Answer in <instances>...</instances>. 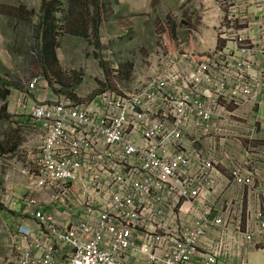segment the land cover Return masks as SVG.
<instances>
[{
  "label": "built area",
  "instance_id": "2783aa9c",
  "mask_svg": "<svg viewBox=\"0 0 264 264\" xmlns=\"http://www.w3.org/2000/svg\"><path fill=\"white\" fill-rule=\"evenodd\" d=\"M255 5L264 13V0ZM237 25L242 29L233 33L234 48L216 50L206 60L170 47L161 52L158 71L142 95L113 92L89 103L23 100V109L44 124L46 134L35 154L29 193L21 196L0 185V204L20 205L25 219L33 221L32 227H16V264H136L132 259L191 264L213 229L218 234L207 247L205 264H216L259 241L264 140L254 141V134L264 118V25L256 38L248 36L251 21L231 4L225 27ZM249 106L258 114L247 123L245 142L234 133ZM192 124L199 138L223 130L216 136L222 156L187 148L184 133ZM226 124L231 128L222 127ZM233 141L240 157L225 151ZM223 166L226 190L236 186L241 195L222 202L216 213L209 200L196 207L215 192ZM56 191L79 209L51 212L34 196L48 192L54 198ZM60 213H68L72 223L57 221Z\"/></svg>",
  "mask_w": 264,
  "mask_h": 264
},
{
  "label": "rangeland",
  "instance_id": "374dc122",
  "mask_svg": "<svg viewBox=\"0 0 264 264\" xmlns=\"http://www.w3.org/2000/svg\"><path fill=\"white\" fill-rule=\"evenodd\" d=\"M67 1L46 0L47 4L52 2L48 6L54 10L57 19L54 31L57 61L50 60L51 66L45 67L37 50L41 41L36 30L39 14L42 15L40 9L43 0H0V185L9 187L21 196L29 193L33 181L35 154L46 134L44 124L33 121L23 109V100L30 103V99L37 102L36 104L68 100L89 103L96 96L113 92L125 91L142 95L141 88L158 71L157 69L153 72L142 67L143 62L145 63L142 57L149 46L144 43L137 44L128 34L117 38L118 34L128 30V25L116 33V29L114 31L108 20L104 19V28L100 34L98 21L111 15L105 12L99 14L98 7L92 5L84 9L87 12L86 17L88 15V22L83 27L84 35H74L67 29L69 21L62 19L68 16L65 15L68 12ZM164 1L166 0L154 1L156 5L150 15V20L151 17L153 19L146 21L153 33L152 46L155 47V52L167 50L170 47L169 42L178 41L176 35L182 31L185 45L180 47L178 43V49L185 56L194 55L196 59H201L196 61L206 60L211 53L197 55L187 48L201 36L203 30L206 32L208 29L210 15L204 22L201 15L207 11V7L202 2L191 0ZM21 5L23 8L18 11ZM11 7L13 8L9 11ZM159 17H167L169 27L164 25V28L158 21ZM101 24L102 21L99 22L100 28ZM170 30L172 35L169 34ZM216 40L219 47L222 39L217 35ZM33 79H37L35 88L27 91V84ZM90 108L93 109V106ZM244 115L245 119L241 120L244 125L236 128L234 135L246 142L245 137L249 135L248 125L252 124L256 116L252 113ZM254 135V141L264 140V125H259ZM55 193L57 195L54 198L48 192L36 193L34 196L51 212L56 209L60 212L69 211L71 205L67 197L60 194V191ZM71 208L76 211L75 208L78 207ZM58 216L62 219L57 221L63 222L64 226L72 223L68 220V213H60ZM71 219L77 221V216L71 215ZM24 220L20 205L11 208L0 206V264H16L18 253L14 237L17 234L16 227Z\"/></svg>",
  "mask_w": 264,
  "mask_h": 264
},
{
  "label": "crops",
  "instance_id": "0c3cea01",
  "mask_svg": "<svg viewBox=\"0 0 264 264\" xmlns=\"http://www.w3.org/2000/svg\"><path fill=\"white\" fill-rule=\"evenodd\" d=\"M154 1L157 0H112V1L68 0L67 1L68 12L65 13V15L68 16H64L63 18L64 21H69V25L67 27V29L69 28V31L73 32L74 35L83 36L84 35L83 27L86 25V22H88L87 19L88 15L86 17L87 12H84V9L92 5L94 7H98L99 14H101V12H105L107 15H111V17L109 16H105V18L102 17L98 21V29L100 30L99 31L100 34L102 29L104 28V19L108 20V22L112 25L114 31L116 29V33H119L122 29L125 28V26L128 25V30L122 34H118L117 38L125 37L124 34H128L127 36L135 40L137 44L144 43L146 44V46H149L148 51L142 57L143 59H145V63L143 62L144 66L142 67L144 69H148L149 71L154 72L160 66L161 53L155 52V47L153 48L152 46L154 43L153 33L151 31V27H148V25L146 24V21L150 20V15L152 14L153 9L156 5ZM167 1H177V0H166L164 1V3H166ZM179 1H185V0H179ZM191 1L202 2L207 7L206 9L207 11L201 13L203 22L205 18H207V16L210 15L208 21L209 26L207 31L205 32V30H203L201 36H199L197 40L195 39L193 43L189 44L188 46L189 48H187V50L197 55L204 53L205 54L211 53L209 56L211 57L213 52L216 50H222L227 47L231 49L234 48L235 44L231 40V38H233L234 32H237L238 30L242 29V26L237 25L232 30L229 29V26L225 27L226 15L231 4L234 6V9L237 10L238 14L247 15L249 21H251L253 31L249 33L248 36L252 38H256L257 29L262 25H264V13H260L256 10V5H255L256 0H228L226 1V3H224V5L220 4L221 0H191ZM186 6L188 5H185V7ZM12 8L13 7H11L9 11H11ZM166 8L170 11L168 7ZM210 9L211 12L213 13L210 12ZM152 19L153 18L151 17L150 21H152ZM100 21H102L101 28L99 27ZM158 21L159 23L162 24L164 28L167 25L169 27V23H167L168 21L167 17H159ZM193 32L197 34V32L195 31ZM225 33H226L225 36L226 38L223 37ZM169 34L172 35V30H170ZM217 35L222 39L220 40L221 45L219 47L217 46V40H216ZM176 36L178 37V41L174 43L169 42L170 43L169 46L174 51L176 50L180 51L178 49V43L180 47H182L183 44L185 45V43L183 42L184 41L183 32L182 31L178 32ZM178 53L186 55L182 51ZM153 54L155 55L153 56ZM156 54H158L157 58L155 57ZM193 56L187 55V58H191L194 60H201V59H196ZM244 112L246 114L252 113L253 115L256 116L258 114V109L246 107L244 109ZM261 114H263V109H261ZM263 125H264V118H263ZM222 127H225L226 129L231 128L228 124L223 125ZM222 131L223 130L221 129V131L217 134L208 137L199 138L198 130L192 124L190 125L188 130L184 133L183 140L185 141L188 149H190L191 147L197 149H203L209 155L213 154V155L222 156L221 150L217 148L218 139L216 137L217 135H224V132ZM261 134H262V130L259 131L260 137ZM193 143H195L196 145H194ZM225 151L234 155L236 153L237 154L235 155L236 158L240 157L241 149L238 143L236 144L229 143L228 147L226 146ZM220 172L221 174L217 175L218 184L215 183L216 184L215 192L213 194H210L209 198L206 201H196L195 202L196 207L200 206L201 203L205 204L209 200L210 203L214 205V212L216 213L221 210V206L223 205L221 204L222 202L228 199L237 198L238 196L241 195L242 191L239 187L230 185L229 190H226L225 183L228 181L226 167L223 166L222 171L220 170ZM239 208L240 207H238L237 205V209ZM20 225H23L24 227L27 226L32 227L33 221L25 219L24 221H21L19 226ZM217 234L218 231H216L215 229L209 232L208 237L205 240V243L199 245L198 253L196 254L191 264H205V260L207 258L206 256L207 247L213 243ZM132 261L136 262V264H143L141 262V259H138L137 261L135 259H132ZM216 264H264V235L259 239V241L256 244H246L240 250L239 249L234 250L227 258L220 259Z\"/></svg>",
  "mask_w": 264,
  "mask_h": 264
},
{
  "label": "trees",
  "instance_id": "16d2710c",
  "mask_svg": "<svg viewBox=\"0 0 264 264\" xmlns=\"http://www.w3.org/2000/svg\"><path fill=\"white\" fill-rule=\"evenodd\" d=\"M52 2L48 3L51 4ZM46 3V0H43L39 14L40 19L38 21V25L36 27L37 36L40 37L41 46H37V50L39 51L40 61L45 66H51L52 61H57L56 55V44H55V26L57 23V19L53 13L54 10L50 8ZM22 5L18 8V11L22 9ZM32 13V11H31ZM33 15V14H31ZM64 20V18H62ZM41 33V36L39 34ZM40 44V43H39ZM2 206V205H0Z\"/></svg>",
  "mask_w": 264,
  "mask_h": 264
}]
</instances>
